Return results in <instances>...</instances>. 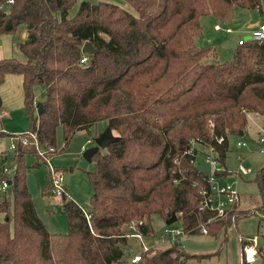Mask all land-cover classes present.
Listing matches in <instances>:
<instances>
[{"label":"trees","instance_id":"16d2710c","mask_svg":"<svg viewBox=\"0 0 264 264\" xmlns=\"http://www.w3.org/2000/svg\"><path fill=\"white\" fill-rule=\"evenodd\" d=\"M123 1L134 14L108 1L80 0L70 14L75 0H0V35L25 33L16 43L25 60L0 57V85L8 74L20 75L30 114L24 132L0 131L14 143L10 152L0 151V185L7 181L0 191V264L120 263L130 228L146 227L143 235H153L154 215L165 222L174 213L185 234H197L204 225L215 236L230 227L232 214L206 222L213 215L200 209L206 177L195 169L197 150L186 151L190 139L211 147L221 168L217 174L225 178L229 136L247 134L249 113L263 117L264 132V41L243 40L230 59L210 62L216 47L196 40L202 16L228 23L235 7L261 12L260 0ZM86 41L96 52L82 51ZM34 85L46 92L39 115ZM100 121L118 140L91 156L89 208L85 214L65 187L60 206L67 229L51 232L26 183L27 168L39 165L26 163L33 149L29 140L56 150L58 127L66 146L80 130L94 139ZM254 181L260 204L237 205L234 222L264 212V163ZM255 250V261L264 264V247ZM139 254L136 264H185L217 251L192 254L178 241L147 250L142 245Z\"/></svg>","mask_w":264,"mask_h":264},{"label":"rangeland","instance_id":"374dc122","mask_svg":"<svg viewBox=\"0 0 264 264\" xmlns=\"http://www.w3.org/2000/svg\"><path fill=\"white\" fill-rule=\"evenodd\" d=\"M80 0H75L74 5L69 13L73 14ZM90 2L108 1L115 2L124 9L135 13L133 8L123 0H87ZM261 12L259 9H245L235 7L234 15L230 22L222 23L214 19L212 15H204L200 19L202 26V34L197 38L198 45L213 44L216 47V56L210 57L208 61L228 60L233 55V50L238 45V40L243 39L246 35L243 30H251L245 28V22L250 19L264 20V0H260ZM218 24L220 30L214 29V25ZM25 33L20 31L15 34L0 35V53L1 57H17L25 60V56L18 50L17 41L24 37ZM22 79L18 74H8L3 83L0 85V97L3 109L0 112V131L10 134H20L27 130L30 122V114L25 111L23 104V90L21 85ZM34 106L41 103L46 96L45 89L42 85L33 86ZM36 113V111H35ZM105 121L98 122L93 129L100 133L105 129ZM247 134L245 136L231 135L229 136L230 152L225 160V167L229 171L228 181H234L233 172L236 170L239 161L243 165L251 169V173L241 176L237 179L236 188L239 194V207L244 209H253L260 204V195L255 175L262 163H264V153H260L258 139L264 136L263 117L257 113H249L246 125ZM32 137V136H31ZM12 138L0 137V151L10 152ZM244 141L245 145L238 147L237 142ZM26 141L23 139V143ZM29 144L33 146L32 153L27 157L26 163L37 166H30L26 172V183L36 213L47 229L51 232H65L67 229L66 216L60 206V196L52 193L51 178L47 175L54 169L55 174H62L63 184L67 190V196L72 198L83 208V212L89 208V197L93 190L89 182L86 171L92 170L93 161H86L83 157V151L94 146V140L89 137L87 131H77L69 143L64 146L62 139L61 127L56 130V152L55 148H43L32 137ZM83 148V149H82ZM205 150L201 149L196 157L200 163L203 159ZM241 156L242 160L238 159ZM49 185L48 189L42 192L43 187ZM1 217V216H0ZM261 218V219H260ZM238 226H232L223 233L219 231L217 235L208 234H184L179 221H175L167 226L165 222L154 215L151 220V227L154 231L153 235H142L137 237V228L130 229L127 244L122 247V262L112 264H136L131 263L130 258L135 253H139L142 245L167 247L171 244L169 236L159 238L163 229L177 228L180 231L179 243L186 252L192 254H207L217 251V254L211 257L201 259L189 258L185 264H240L241 263V247L238 241L239 235L250 240L254 247H264V212H258L248 217L239 219L235 222ZM253 264H260L259 260Z\"/></svg>","mask_w":264,"mask_h":264},{"label":"built area","instance_id":"2783aa9c","mask_svg":"<svg viewBox=\"0 0 264 264\" xmlns=\"http://www.w3.org/2000/svg\"><path fill=\"white\" fill-rule=\"evenodd\" d=\"M11 1V0H9ZM215 29H220L219 25L214 26ZM251 39L263 42L264 41V20L259 21L255 27H253L249 33ZM244 39H239L238 43L241 44ZM87 57L82 56L80 59V63H85ZM222 138H219L218 141H221ZM260 153H264V136L258 139ZM245 142L240 141L237 142V146H244ZM14 148L13 140L11 141L10 149ZM83 149V148H82ZM204 149L206 153H204L203 159L200 163L208 162L210 164V174L204 175L206 177L207 185H204L200 188V195L202 197V202L200 205V209L207 210L212 212L213 215L206 222H210L212 220H218L226 218L227 216H231L232 226H235L234 222V209L237 207L239 203V194L236 188L237 179L241 176H245L251 173V169L248 166L243 165L242 162L239 161L236 170L233 172L234 181H228L227 177H221L217 173L220 171V167L218 165L217 160L214 157V152L211 147L204 146L201 141L196 139H190L189 147L187 149V153L192 154L196 153V157L201 151ZM239 160H242L241 156H238ZM196 163L199 162L196 160ZM4 171L9 172L7 168H4ZM51 188L50 191L61 196L65 192V186L63 184L62 174H55L54 169L51 170ZM50 173V172H49ZM1 189L4 190L7 187V181H3L1 183ZM86 214V213H85ZM168 226V225H167ZM130 229H133L131 227ZM184 233V231H183ZM199 233L207 234V229L204 225L199 227ZM185 234V233H184ZM137 237H142L139 231H136L134 234ZM180 231L177 228L168 229L165 227L163 229V233L159 238H166L169 236V241L173 243H177L179 241ZM238 241L241 247V259L247 263H253L256 260V250L254 245L250 240H247L239 235ZM148 247L143 245V250H147ZM140 259V254H134L130 258L131 263H137Z\"/></svg>","mask_w":264,"mask_h":264},{"label":"water","instance_id":"95a60500","mask_svg":"<svg viewBox=\"0 0 264 264\" xmlns=\"http://www.w3.org/2000/svg\"><path fill=\"white\" fill-rule=\"evenodd\" d=\"M23 36H24V34H23ZM243 39L244 40H250L251 36L249 34H247L243 37ZM82 51L86 52V53L96 52V50L94 49L92 44L88 41L84 42V44L82 46ZM35 109H36V113L39 115L41 113V110H42V104L37 103L35 105ZM239 135L241 136L242 132H239ZM93 140H94V146L84 150L83 154H82L84 159L88 162L91 161V156L96 150L104 149L109 143H112V142L118 140V137L113 134V132L111 131V129L108 126H106L105 129L98 136H96ZM195 169L197 171H199L201 174H204V175L210 174V164L208 162L196 164ZM176 220H177L176 215L174 213H172L171 216L165 220V224L169 225V224L175 222ZM139 232L143 235L147 232V228L146 227H140ZM116 253H117V255H119L120 250H116Z\"/></svg>","mask_w":264,"mask_h":264},{"label":"crops","instance_id":"0c3cea01","mask_svg":"<svg viewBox=\"0 0 264 264\" xmlns=\"http://www.w3.org/2000/svg\"><path fill=\"white\" fill-rule=\"evenodd\" d=\"M201 19V18H200ZM215 19V18H214ZM262 20V17L260 18V20H256V19H252V20H250V19H248L246 22H245V28H243V29H246V28H248V29H252L253 27H255L256 26V24L259 22V21H261ZM215 25H218V24H215ZM214 25V26H215ZM214 29H215V27H214ZM221 29V28H220ZM220 29H216L217 31L218 30H220ZM243 32H244V34H249V33H247L248 32V30H243ZM0 57H1V53H0ZM240 156V155H239ZM1 186V185H0ZM0 191H3L2 189H1V187H0ZM35 208V207H34ZM36 211V210H35ZM255 249H256V247H255ZM257 256V255H256ZM242 260V259H241ZM256 261H254L253 263H255ZM253 263H251V264H253Z\"/></svg>","mask_w":264,"mask_h":264}]
</instances>
